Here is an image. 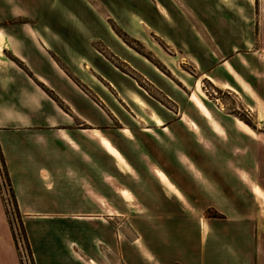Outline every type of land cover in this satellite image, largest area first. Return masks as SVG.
Instances as JSON below:
<instances>
[{"label": "rangeland", "instance_id": "374dc122", "mask_svg": "<svg viewBox=\"0 0 264 264\" xmlns=\"http://www.w3.org/2000/svg\"><path fill=\"white\" fill-rule=\"evenodd\" d=\"M263 5L47 0L48 14L28 17L54 41L55 60L66 75L82 76L93 99L108 110L110 139L125 158L108 138L103 141L116 164L109 159L108 182L102 178L99 192L67 186L55 176L47 187L35 162L26 160L23 223L0 155V197L21 264V250L27 264H77L74 251L99 264H113L103 257L116 254L118 264H153L148 250L156 243L171 248L188 240L198 247L201 234L214 236L231 216L249 222L257 235L264 221L255 194L264 178ZM213 20L220 25L215 31ZM201 37L214 49L206 52L213 61L193 62L196 57L182 49L186 39L200 43ZM224 58L241 74L225 64L240 83L231 79L232 88L212 79L229 78L217 62ZM147 68L165 75H142ZM155 168L181 197L166 189ZM97 211L105 221L90 217Z\"/></svg>", "mask_w": 264, "mask_h": 264}, {"label": "crops", "instance_id": "0c3cea01", "mask_svg": "<svg viewBox=\"0 0 264 264\" xmlns=\"http://www.w3.org/2000/svg\"><path fill=\"white\" fill-rule=\"evenodd\" d=\"M45 1L0 0V155L23 223L24 168L28 166L26 160L35 162L47 187L51 186L55 176L62 184L66 181L67 186L86 188L90 192L96 187V192H99L103 186L102 178L106 179L105 184L108 182L109 159L115 161L114 155L103 146V141L108 138L117 153L120 152L124 157L118 142L110 139L113 130L110 129L108 110L102 102L93 99L86 88L90 86L82 76L66 75L55 60L56 55L52 50L54 41L29 24V16L46 13ZM214 24L215 20L211 24L213 31L220 28L219 24L216 27ZM230 40L231 37L229 43ZM203 41L204 37H201L200 43H195L193 39L183 42L182 49H187L193 58L196 57L193 62L213 61L208 60L206 52L215 54L214 49L211 50ZM220 47L218 44L219 51ZM228 58L217 62L224 66L229 78L226 77V81L216 77L212 79L220 81L225 88H232L231 79L240 83L225 64L229 63L239 77L241 74ZM99 69L103 73L102 64H99ZM154 69L141 73L165 75L157 68ZM239 122L247 132H252L247 124ZM158 124L162 125V129L166 128L163 127L164 123ZM117 164L123 169V165ZM154 172L168 191H178L162 171L155 168ZM157 172H160L161 177H158ZM261 180L260 186L263 189L258 187L255 193V185L254 193L258 196L259 208L264 211V178ZM90 217L105 221L103 213L99 211ZM223 220L219 227L216 226L218 229L214 236L206 237L204 233L200 235L198 247L189 245L188 240H179L171 248H167L163 242L156 243L152 251L148 250L154 260L153 264H264V221L260 223L255 236L249 230V222H239L240 219L232 216ZM72 255L77 264H99L92 257L85 258L78 251ZM120 258L121 254L111 255V258L103 257L113 264H118ZM0 264H21L1 197Z\"/></svg>", "mask_w": 264, "mask_h": 264}, {"label": "bare ground", "instance_id": "6f19581e", "mask_svg": "<svg viewBox=\"0 0 264 264\" xmlns=\"http://www.w3.org/2000/svg\"><path fill=\"white\" fill-rule=\"evenodd\" d=\"M135 101L138 103V104H142V101L139 99V98H136ZM153 113V112H152ZM151 115V114H150ZM156 123H160L159 119H155Z\"/></svg>", "mask_w": 264, "mask_h": 264}, {"label": "built area", "instance_id": "2783aa9c", "mask_svg": "<svg viewBox=\"0 0 264 264\" xmlns=\"http://www.w3.org/2000/svg\"><path fill=\"white\" fill-rule=\"evenodd\" d=\"M21 256H22V260H23V262H24V264H27L25 261H26V258H25V256H24V253H23V250H21Z\"/></svg>", "mask_w": 264, "mask_h": 264}]
</instances>
